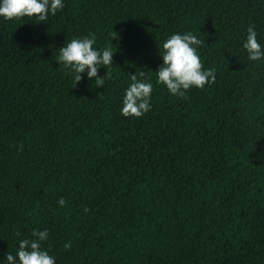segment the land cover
<instances>
[{
    "label": "trees",
    "instance_id": "1",
    "mask_svg": "<svg viewBox=\"0 0 264 264\" xmlns=\"http://www.w3.org/2000/svg\"><path fill=\"white\" fill-rule=\"evenodd\" d=\"M63 2L45 22L0 18V259L47 229L55 264H264V60L242 49L250 25L264 45V0ZM177 32L215 69L185 97L155 82ZM89 33L116 51L104 86L56 61ZM140 71L151 109L126 118Z\"/></svg>",
    "mask_w": 264,
    "mask_h": 264
},
{
    "label": "clouds",
    "instance_id": "2",
    "mask_svg": "<svg viewBox=\"0 0 264 264\" xmlns=\"http://www.w3.org/2000/svg\"><path fill=\"white\" fill-rule=\"evenodd\" d=\"M64 7L63 0H0V18L19 20L27 17L45 22L50 15H55ZM246 32L242 49L247 59L253 62L264 60V45L258 41L255 27L250 25ZM204 42L191 32L173 33L164 39L159 49L162 63L154 71L156 84L164 85L171 96L178 97H185L192 88L201 89L210 84L215 79V69H204L198 54V48ZM95 43V34L89 33L73 38L59 48L56 61L74 77L76 83L82 79L92 81L95 78L96 86H104L105 76H99L98 69L112 65L116 51L111 47H94ZM86 69V77H82ZM128 76L130 83L124 90L119 111L123 117L140 118L151 109L153 84L145 79L142 71ZM22 148L23 145H20L17 150ZM57 203L63 207L66 201L61 197ZM84 211L87 212V209ZM48 236L47 229H33L31 238L20 239L15 254L7 253L0 259V264H55L56 257L42 247ZM64 247L69 248L71 244L65 243Z\"/></svg>",
    "mask_w": 264,
    "mask_h": 264
}]
</instances>
